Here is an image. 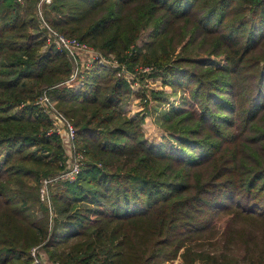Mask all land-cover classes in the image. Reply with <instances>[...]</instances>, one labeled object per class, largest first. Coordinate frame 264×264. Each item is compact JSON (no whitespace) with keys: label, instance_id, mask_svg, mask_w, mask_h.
<instances>
[{"label":"trees","instance_id":"trees-1","mask_svg":"<svg viewBox=\"0 0 264 264\" xmlns=\"http://www.w3.org/2000/svg\"><path fill=\"white\" fill-rule=\"evenodd\" d=\"M23 1L0 0V264H34L45 241L59 264H264V0H53L54 28L119 63L95 60L79 89L38 0ZM151 77L181 99L159 118V144L124 110L170 104ZM45 90L85 156L56 187L51 231L39 183L66 149L38 104Z\"/></svg>","mask_w":264,"mask_h":264},{"label":"built area","instance_id":"built-area-1","mask_svg":"<svg viewBox=\"0 0 264 264\" xmlns=\"http://www.w3.org/2000/svg\"><path fill=\"white\" fill-rule=\"evenodd\" d=\"M23 3V0H19ZM53 3V0H38L37 1V16L41 22L42 27L47 34V42L49 44H54L56 47L68 54L74 64V71L70 79L67 81L71 86H82L83 81L80 79L81 72L85 68H90L95 60L100 61L101 64L104 63L105 59L100 55L101 53L93 49L90 45L82 42L76 37H70L62 33L61 31L54 28L45 17V8ZM83 52H97L100 53L99 56L96 55L91 60L90 63L79 66L78 58ZM77 63V67H75ZM38 104L45 110V112L50 115L52 119L51 133L56 132L62 137L63 144L66 149L67 161L65 162V167L62 171L57 174L47 177L43 180L42 186L40 188V200H42L49 209L51 213L52 222L54 216V205L52 198L51 186L55 182H74L79 173L81 172L82 166L85 163V156L82 152L77 149L75 144V139L77 136V129L75 126L67 119V117L59 111L51 98L49 97L47 90H45L40 98L38 99ZM34 259V264H47L39 256V247H34L32 251ZM59 264V263H55Z\"/></svg>","mask_w":264,"mask_h":264},{"label":"rangeland","instance_id":"rangeland-1","mask_svg":"<svg viewBox=\"0 0 264 264\" xmlns=\"http://www.w3.org/2000/svg\"><path fill=\"white\" fill-rule=\"evenodd\" d=\"M147 35H148V31L143 33V35H142V37H141V39L139 41L140 45L146 40ZM100 53H97V52L96 53L95 52H83V53H81L79 58H78L79 66L82 67V65L90 63L91 60L94 58V56H96V55L99 56ZM100 55L105 59L103 64H105L107 66L119 67V63L117 61V58L114 55L106 56L105 54H102V53ZM213 59L214 58H212V57H206L204 60L210 61V60H213ZM214 60H217V59H214ZM214 60L212 62H214ZM214 63L215 64H219V61L214 62ZM75 65H76L75 67H77V63ZM73 67H74V65H73ZM143 72H146L147 74H151L152 68L151 67L150 68L146 67V68L143 69ZM136 73H137L136 75L133 74V73L130 75V73H128L127 76L130 77L133 80V82H135L134 88H135V90H138V89L142 88V87H140L141 86V82H140V80H138L139 74H140L139 68L136 69ZM145 82L147 84L145 87H147L150 90L151 89L158 90V91L165 90L164 92H167V94L170 95V104H160L158 102L151 101L148 104V106H143L141 104V101H140L141 99L140 98H132L130 104H128L126 107H124V110L127 112V114H129L131 116H133L134 114H136L138 112L143 113L145 115V123L143 125L145 137L147 138V140L150 143L159 144L162 141L163 136L167 134L160 127L159 118H160V116L162 115L163 112L169 111L171 108H178V107L181 106L180 94H178V95L173 94V90L169 86L168 87H163L162 81L159 78H157V79L152 78V77L151 78H147ZM74 87H75V89H79L80 86H74ZM48 95H49V97L51 98L52 102L55 105V102L52 99L51 95L50 94H48ZM55 107H56V105H55ZM70 122L72 123L71 120H70ZM66 161H67V157H66ZM51 176H53V175H51ZM48 177H50V176H48ZM46 178L47 177L41 179V182L39 183V192H40V188L42 186V182ZM61 183L62 182H55L51 186L52 198H53L54 192L56 191L57 185L61 184ZM39 196H40V194H39ZM40 201H41V204L43 205V207L46 210L45 214L48 217V227H49V231H51L52 228L55 225V220H56V216H57L56 207L54 205L55 203L53 202V205H54V216H53V222H52V217H51V213L49 212L48 206L42 200H40ZM42 216H43V212L40 210L38 212V217H42ZM45 242L41 243L40 245L35 246V247H39V256L45 263H47V264H55L48 257L47 250L43 246L45 244ZM33 248L30 251L32 257H33V254H32ZM33 259H35V258L33 257ZM183 262L184 261H183L182 257L179 256L177 259H174L173 261L168 262L167 264H183ZM196 264H201V263L199 261H196Z\"/></svg>","mask_w":264,"mask_h":264}]
</instances>
